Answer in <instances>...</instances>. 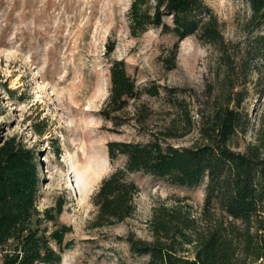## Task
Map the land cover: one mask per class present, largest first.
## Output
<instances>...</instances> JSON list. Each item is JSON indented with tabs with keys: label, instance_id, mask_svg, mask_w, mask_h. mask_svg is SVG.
I'll return each mask as SVG.
<instances>
[{
	"label": "rangeland",
	"instance_id": "rangeland-1",
	"mask_svg": "<svg viewBox=\"0 0 264 264\" xmlns=\"http://www.w3.org/2000/svg\"><path fill=\"white\" fill-rule=\"evenodd\" d=\"M207 3L224 40L239 50L238 57L250 47L257 48L255 37L264 34V20L258 26L250 21L248 1ZM129 4L130 0H0L1 135H16L35 149L37 207L62 204L58 221L70 225L66 239L73 243L63 251L60 264H142L146 256L132 253L124 237L134 233L151 239L148 220L155 205L180 199L191 204L194 213L202 205L204 183L180 186L138 171L130 174L140 187L134 214L110 225L93 222L96 209L91 195L124 160L119 156L111 161L106 143L150 137L130 120L135 106L143 102L147 125L155 129L173 116L165 86L183 89L177 95L186 99L191 93L201 96L224 71L216 47L194 34L179 41L174 67L168 68L176 36L153 26L133 35L128 26ZM107 43L114 45L109 54ZM113 59L125 61L138 86H160L159 96L142 93L140 101L119 112L118 120H128L117 127L100 114ZM254 61L258 71L249 73L245 102L250 126L235 141L242 149L260 134L264 153V64ZM196 137L193 131L170 141L185 146ZM253 264H264V257Z\"/></svg>",
	"mask_w": 264,
	"mask_h": 264
},
{
	"label": "trees",
	"instance_id": "trees-1",
	"mask_svg": "<svg viewBox=\"0 0 264 264\" xmlns=\"http://www.w3.org/2000/svg\"><path fill=\"white\" fill-rule=\"evenodd\" d=\"M246 1L250 21L258 26L264 20V0ZM127 18L133 35L153 26L176 36L168 68L174 67L179 41L194 34L216 47L224 71L202 97L191 93L186 99L177 95L183 89L165 86L173 116L152 129L147 125L148 109L140 100L142 93L159 96L160 86H138L123 59L111 61L109 92L100 114L117 127L128 120H118L119 112L140 101L130 120L150 137L106 143L111 161L119 156L124 160L91 195L95 226L134 214L140 187L130 177L133 172L180 186L204 183L198 213L180 199L155 205L148 220L151 239L128 233L124 239L130 251L146 256L142 264H253L264 257L263 142L258 134L256 141L239 149L235 139L250 126L247 81L251 70L258 71L254 59L264 64V34L255 37L256 49L250 47L238 57L239 50L224 40L207 0H130ZM113 48L107 43L106 53ZM193 131L197 137L189 145L170 141ZM38 192L35 149L16 135L3 137L0 130V264H60L63 251L71 247L73 240L66 239L71 227L58 221L62 204L40 210Z\"/></svg>",
	"mask_w": 264,
	"mask_h": 264
}]
</instances>
